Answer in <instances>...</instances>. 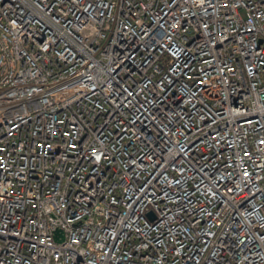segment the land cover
Returning a JSON list of instances; mask_svg holds the SVG:
<instances>
[{"label": "built area", "instance_id": "2783aa9c", "mask_svg": "<svg viewBox=\"0 0 264 264\" xmlns=\"http://www.w3.org/2000/svg\"><path fill=\"white\" fill-rule=\"evenodd\" d=\"M0 264H264V0H0Z\"/></svg>", "mask_w": 264, "mask_h": 264}]
</instances>
